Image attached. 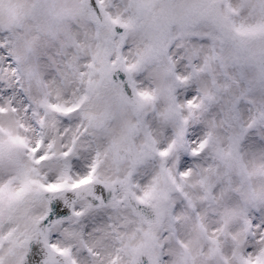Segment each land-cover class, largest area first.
<instances>
[{
  "label": "snow or ice",
  "instance_id": "1",
  "mask_svg": "<svg viewBox=\"0 0 264 264\" xmlns=\"http://www.w3.org/2000/svg\"><path fill=\"white\" fill-rule=\"evenodd\" d=\"M0 264H264V0H0Z\"/></svg>",
  "mask_w": 264,
  "mask_h": 264
}]
</instances>
